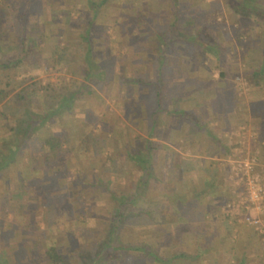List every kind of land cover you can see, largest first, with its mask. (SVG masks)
<instances>
[{"label":"rangeland","instance_id":"rangeland-1","mask_svg":"<svg viewBox=\"0 0 264 264\" xmlns=\"http://www.w3.org/2000/svg\"><path fill=\"white\" fill-rule=\"evenodd\" d=\"M10 1L13 5L18 4V0ZM60 1L59 4L55 5L54 0H37V12L26 15L27 34L29 37L33 35L39 38V52L35 58L37 61L33 63L26 62L23 66L24 71L18 73L16 77L18 81H23V85H29L31 82L36 83V85L32 84L30 89L35 86L41 87L53 83L55 88L60 90L59 96L55 97L53 90L47 92L45 89L40 88L32 92L28 89V93H31L28 95V105L25 106L23 99L16 95L17 91L15 92L12 86L8 87L6 85V76L0 71V89L10 91L5 97L0 94V147L3 145L4 149H8L9 143L13 141L21 123L25 128L29 118L28 114H31L35 119V123L41 121L50 103L53 102L56 106L64 95L78 89L84 83V69L87 66L85 55L88 43L86 41L80 43L79 38H82V33L87 31L86 23L93 13L90 9L84 8L80 15L72 0ZM127 1L133 2V0ZM161 1L170 3L169 0ZM194 3H199L201 6V12L197 16L200 17V22H196L197 17L192 16L194 21L186 23L189 28L187 27L188 29L185 31L189 32L192 28H200L206 23L210 24L216 38L214 42L217 44L213 47L222 54V61L218 58L214 61L211 58L210 55L214 54V49L210 48L211 50L209 52L205 51V54L208 63H210L209 65H213V68L228 71V76L221 79L224 80L222 83L230 87H237L241 95H247L249 87L253 88V91L250 92L251 95L254 94L255 97L256 95H262L263 93L259 92L257 87L255 88L248 83L246 77L251 66L259 64L258 61L264 54V22L254 17L239 20L228 6L227 0H186L180 5L178 11L184 14L185 11L181 9V6L184 8V6H191ZM123 12L126 22L134 23V13L129 14L128 9ZM147 16L149 17V15ZM114 17L115 14L107 11L101 13L99 20L106 27L95 32L100 38L105 37L108 41H106V45L102 42L92 46L95 48L92 49L96 51H93L95 54L93 57L94 62L98 66H102L106 73L98 71L99 69H96V72H100L104 80L100 82L98 80L93 81L94 93H85L77 97L72 102L70 111L64 109L61 118L56 115L57 122L53 124L47 122L40 127L43 128L46 134H55L61 131L62 121L70 123V128L67 130L71 134V151L68 155L61 157V165L57 168L58 170H56L52 181L45 179L49 182L50 189L53 188V196L51 195L52 197L48 199L52 207V213L47 212V205L43 203L45 201L42 194L45 193L43 190H40L41 193L28 192L27 195L25 194L21 198V201L10 202V196L5 193L7 187L0 185V252L6 249L8 253L13 252L18 248V243L24 238L33 237L37 239L39 237L43 242L44 238L50 235L57 242L66 243V246L63 247L64 250L81 247L85 242L86 232L90 234L92 231L103 232L105 230L110 214L117 205V200L110 194L114 190L132 196L140 193L135 203L136 207L147 210L153 216L152 221L140 225L137 223L134 225L135 228L131 226V229L126 230L125 235L130 240L141 242L147 239L162 253L173 254L177 251L199 255L202 253L201 241L203 237L201 233H193L194 228L201 229V204L182 205L186 209L178 212L176 209L178 202L181 203L185 199L183 197L175 198V200L165 202L167 192L170 189L167 190L165 187L160 189L157 186V184L159 185L157 178L163 180L167 177L168 180L172 181L177 178V174L174 172L176 165L191 152L188 148L181 151V148L186 145L191 146V143L182 144V141H179V144L182 145L177 146L176 139V143L174 141L172 144L177 150L176 148L166 149L164 142L165 124L160 128L159 122L157 134L151 135L150 129H148V121H146L149 113L147 110L152 111L149 107V105H152L149 102L150 97L144 94L142 99L146 101V104L138 107V103L134 101L136 92L134 91V84L131 85L127 79L141 76L144 79H152L156 83L161 82L158 87L162 88L167 86L163 85V83L165 84V76L157 79V75L152 73V65L150 60H147L150 57L149 54L146 58L143 55L137 56L136 59L133 58L134 53L138 52L140 47H137V44H134V39H132L134 29L132 27H121L116 23ZM140 18L144 20L141 16ZM154 18L156 21L158 20L157 16H154ZM160 19L161 21L163 19L162 22L165 23L163 26L166 29L168 24H166L165 17L163 16ZM7 22H9V19L6 20ZM145 27L150 32L147 25ZM36 29L39 32H34ZM156 29L159 34L165 33L166 38H169V31L162 30L160 27ZM192 33L198 35L195 30ZM173 34L180 35L183 34V31L174 30ZM199 39L201 41L200 37ZM15 40L16 37H8L4 40L0 48V60L18 57L19 50ZM173 43H168L166 46L162 43L161 46H164L163 48L168 52H172L174 48H180H176L177 45ZM216 44L213 43L212 45ZM141 45L143 44L141 43ZM198 50L204 52L201 47L190 43L188 53L191 54V57ZM42 57H46L48 60L44 61ZM190 60L192 61V58ZM157 62L156 59L153 60L154 64ZM170 62L177 63L181 61L174 59ZM153 68L156 69V67ZM218 77L220 78V75ZM125 85H128L129 89ZM165 87L162 88L163 102L174 100L175 93L171 87L167 86V91ZM163 108L164 110L158 115H166L167 105L164 104ZM136 110L139 113L133 114L132 112ZM188 130H186L187 133L193 132L195 129L193 131ZM169 132L170 134L173 133L171 130H168ZM42 136L43 134L39 133L27 142L23 148L26 153H23V157L18 158L22 162L18 166L22 167L23 164H30L29 161L32 156L39 157L36 152L38 148H41ZM83 138L85 141L82 140ZM144 139L151 141L156 149L149 153L152 157L149 164L153 175L142 182L141 179L145 174L141 168L132 164L126 153L145 152L142 148ZM241 145L242 143L239 142L236 144L235 156L237 159L235 160L252 157ZM113 146L123 150L120 151L121 156H114L113 159L106 160V165L111 166L109 172H100L101 170L97 165L95 171L82 172L79 166L92 162L93 155L101 156L99 163L102 164V158L111 155ZM3 151L0 149V153ZM33 152L35 153L33 154ZM83 152L88 155L86 156ZM89 156L92 157L88 158ZM234 161L231 167V176L229 174L233 187L231 188L230 197L222 204L221 210L227 217L228 223L232 225V230L239 228L241 224L253 226L243 220L244 210L240 211V214H227L225 208L226 203L236 199L237 194L245 186L241 175H237L233 168ZM257 165L258 160L256 170L264 180V171L258 168ZM18 166H16L17 169ZM170 166H172L171 169ZM17 169L14 173L18 176ZM40 171L42 177H44L45 172ZM91 172L93 175L90 174ZM181 178L183 177L179 179ZM188 178H186V181L191 184ZM98 179L106 182L109 187L108 192H103L100 196L96 194V189L92 186V183L98 182ZM70 181L73 182L72 185ZM141 182L146 186H141ZM8 189L9 192L10 190L14 191L15 187L10 188L8 186ZM165 189L167 192L164 193ZM82 193L85 195L83 211H87L86 214L81 213L82 210L76 206L77 203L74 199ZM182 194L184 193H179V197ZM157 199L160 200L158 204H156ZM250 212L256 214L253 209ZM167 216L174 217L173 223H167ZM254 228L261 234L260 238L264 242V234L256 227ZM223 229V231L228 230L226 226ZM223 238L226 241L230 237L224 236ZM45 247L46 242L43 245L41 243L38 249L44 251ZM16 259L19 261L18 258ZM201 260L200 257V261L198 263L194 262V264H203ZM224 261H226V258ZM220 262L223 263V261ZM136 264H140V262H136Z\"/></svg>","mask_w":264,"mask_h":264},{"label":"crops","instance_id":"crops-1","mask_svg":"<svg viewBox=\"0 0 264 264\" xmlns=\"http://www.w3.org/2000/svg\"><path fill=\"white\" fill-rule=\"evenodd\" d=\"M54 2L56 5L61 1L54 0ZM72 3L80 15L84 8L90 9L93 13L92 17L87 20V31L82 33V38H79L80 43L86 41L91 45V49H95L92 47L94 44L103 42L106 45L108 40L105 37L100 38L95 31L106 27L99 20L101 13L107 11L115 14L114 20L117 24L123 28L132 27L134 29L132 39H134V44L140 47L136 52L138 54L134 53L133 58L136 59L137 56L142 55L146 58L149 54L150 57L147 60H150L152 65V73L157 75V79L165 76L163 85L170 86L175 93L172 101L163 102L162 99V106L167 105L166 115H156V119L159 121L160 128L165 124L166 149L176 148L172 142L174 143L177 139V146L191 143V146L182 147L181 151L188 148L192 155L188 153L189 155L182 159L175 169L173 168L177 174L175 180H168L167 177L163 180L157 178L159 180L157 186L160 189L164 187L167 190L170 189L169 192L164 190V193L167 192L165 202L183 197L185 201H181V203L201 204V229L199 230L197 227L193 230V233H201L203 237L201 262L203 264H264V242L260 238L261 234L253 226L247 224H241L239 228L232 230V225L228 223L227 217L221 212L222 204L230 197L233 187L229 174L231 176L232 163L237 159L235 152L238 142L242 143L241 146L250 154L249 156L256 157L258 168L264 171V84L257 87L259 92L263 93L262 95H256V97L254 94L251 95L252 87L247 89V95H241L237 87H230L222 83L224 80H221V76L218 77L222 69H215L212 67L213 65H209L205 51L198 50L191 57V54L188 53L190 43L181 39L174 41L175 44H173L177 45L176 48H180H174L172 52L164 49V46H161L162 43L158 45L151 30L150 32L146 30L145 21L140 16H142L141 13H149L147 19L151 26L153 28L160 27L162 30L165 29L163 26L165 23L160 18L164 16L166 24H168L165 31H170L169 27L174 22V9L171 3L161 0H133V2H126V0H72ZM200 7L199 3H194L191 6H184V8L181 6V9L185 11L184 14L197 17L201 12ZM126 9L129 14L134 13V23L126 22L123 12H126ZM154 16H157V21ZM196 22H200V17L196 18ZM185 23H189V21H182L180 25L187 26ZM191 36L196 37L193 33ZM195 41H200L198 36ZM93 49L91 50L92 57L96 52ZM148 50H150L149 53ZM210 56L214 61L219 59L215 52ZM155 59L158 62L154 64L153 60ZM174 59L181 62L171 63L170 61ZM151 81L152 83L149 85L143 83L134 85V91H136L134 101L138 103V107L146 104V101L142 99L144 94L150 97L149 102L152 105L149 107L151 110L157 106L155 92L158 90L162 92V88L165 86L160 88L158 84L161 82L156 83L152 79ZM167 86L165 87L166 91ZM125 87L127 86L125 85ZM193 129L195 130L193 131ZM168 130L173 133H168ZM186 130L193 132L187 133ZM155 134L157 133L151 131V135ZM179 141H182V144H179ZM0 149L3 151L4 148ZM41 152L42 149L38 148L36 153L39 155ZM23 153L26 151L23 150L18 157H15L14 163L11 161L0 169V185L7 187L5 193L10 196V202L21 201L25 195L20 171L28 170L31 160L30 164L18 166L22 163L18 158L23 157ZM1 155L6 157L10 155V152L8 149H4L0 153V158ZM15 169H17L18 176L14 173ZM180 177L183 178L179 179ZM186 178L191 184L187 183ZM70 182L72 185L73 182ZM13 183L16 184L13 185ZM8 186L15 187V190H10V193ZM181 192L184 194L179 197ZM158 203L160 200L157 199L156 204ZM173 218V216H167V223H173ZM225 226L228 228L227 231H223ZM224 236H229V240L225 241ZM225 258L226 261H224Z\"/></svg>","mask_w":264,"mask_h":264},{"label":"trees","instance_id":"trees-1","mask_svg":"<svg viewBox=\"0 0 264 264\" xmlns=\"http://www.w3.org/2000/svg\"><path fill=\"white\" fill-rule=\"evenodd\" d=\"M169 1L174 7V22L169 27V38H166L165 33L159 34L157 29L151 26L147 19L148 14L141 13V17L144 18L145 24L149 27V31L151 30L154 38L157 40L158 45L163 43V45L166 46L168 43H173L175 40L181 39L201 47L203 51L209 52L211 49H214L213 51L215 52L216 56L222 61V54L213 47L217 46V44L214 42L216 38L214 36L215 34L212 27H210V24L206 23L200 28H192L191 31L186 32L185 30L188 28H186L187 26L185 25L182 27V25H180L181 22H186V20L193 22L194 19L191 15L183 13L181 14L177 10L183 2H186V0ZM36 4L37 0H18L17 5H13L10 0H0V48L5 39L8 37H16L15 42L19 50L17 58H4L0 60V71H2L6 76V85L8 87L12 86V89H15V92L17 91L16 95L23 99V104L25 106L28 105L27 99L29 98L28 95L31 93H28V89H30L32 84L36 85V83L31 82L29 85H23V81H18L16 77L18 73L24 71L23 66L26 64V62L33 63L37 61L35 58L39 52V38L33 35L30 37L28 36V25L25 19L26 15L37 12ZM227 4L237 15L239 20H242L243 18L254 17L264 22V0H227ZM7 19H9V22L6 23ZM36 30L34 32H39L38 29ZM174 30H179L180 32L183 31V34L175 35L173 34ZM193 30H195L196 33H198L197 36L201 38L200 43L195 41L197 36H191ZM213 43L216 45H212ZM90 46L91 45L88 44L85 55L87 66L84 69V83L78 89L70 91L64 95L56 106L53 102L50 103L49 108L44 113L41 121L35 123V119H33L31 114H28L29 118L25 128L21 123L17 129V134L14 135L13 141L9 143L8 151L10 152V155H7L6 157L4 155L2 157V154L0 158V169L3 168L4 165H8V163L11 161L14 163L16 159L15 157H18L19 154L22 153V150L27 142L37 134H43L41 154H39V157L36 155L32 156L30 159L31 165L28 170L24 171V169L22 170L20 168V170H22L20 173L22 175L23 190L25 191L26 195L28 192L41 193L40 190L45 192L42 193L45 200L43 203L47 205V212L49 211V213H52V207L48 199L53 196V188L50 189L49 182H47L45 179H50V181H52L56 170H58L57 168H59L61 165V157L68 155L71 151V134L67 130L70 128V123L62 121L63 127H61V131L56 132L55 134H46L43 128L40 127L44 126L47 122L52 124L57 122V119L55 118L56 115L61 118L63 115L62 113H64V109L70 111V106L77 97L85 93H94L95 89L92 86L93 81L98 80V82H100L104 80L101 76V73L96 72V69H99L98 71H101L102 73L105 71L102 66H98L94 62V59L91 55L92 53ZM43 60L46 61L48 58L44 57ZM258 62L259 64L251 66L249 74L246 77L248 83L253 87H259L264 84V54ZM220 76L222 79H225L228 76V71L225 69L221 70ZM127 81L131 85H135L137 83L149 85L152 83L151 80L144 79L141 76L130 77L127 79ZM128 87L129 86L127 85V89H129ZM40 88L45 89L47 92L53 90V95L55 97L59 96L60 90L55 88L53 83L41 87L35 86L30 89V91L35 92ZM0 92V94H3L4 97L10 93V91L7 89H0ZM162 96L163 94L160 90L155 92L157 106L154 107L152 111L147 110L149 113L146 121H148L149 128L148 126L147 128L150 129V133L151 131H157L159 121L156 119V115L164 110L162 106ZM132 113L137 114L139 112L136 110ZM82 140L85 141L84 138ZM120 140L123 141L122 139ZM2 146L0 148H2ZM112 148L111 155L102 158V164L99 163L101 156H89L88 158L92 157V162L85 163L83 165L84 167L82 165L79 166L81 167L82 172H87L88 170L95 171L96 165L101 170L100 172H109L111 166L106 165V160L113 159L114 156H121L120 151L123 150L122 148L115 146ZM142 148L145 152H127L126 154L134 166L142 169L145 176H143L141 180L142 182H145L146 179L151 178L153 175L151 166L149 164L152 157H150L149 153L153 149H156V146H154L153 143L148 139H144ZM83 153L86 156L88 155L85 152ZM86 156L85 158H87ZM40 170L45 172V176L43 173L44 177H42ZM90 174L93 175L92 172ZM142 182L141 186H146ZM92 184L94 189H96V194H99V196L100 194H103V192H108L109 190L107 183L101 179H98V182ZM110 194L117 200V205L114 211L110 214V219L108 220L105 230L103 232L92 231L90 234L86 232L85 242L81 247L77 249L69 248L64 250L63 247L66 246V243L57 242L51 235L47 238L45 237L43 242H41L39 237L37 239L28 237L21 240V242L18 243V248H16L13 252L8 253L7 251H1L0 264H136V262H140V264H187L186 262L198 263V261H200L201 255L199 254H193L186 251H179L173 254L164 252L162 253L160 252L159 248H157L147 239L142 240L141 242L130 240L128 236L125 235L126 230L131 229V226H134L137 223L140 225L144 224L145 222L147 223L152 221L153 216H151L150 212H147V210L136 207L135 203L138 200L140 193H136L132 196L130 194L120 193L113 190ZM78 195L79 196L74 198L77 203L76 206L82 210V214H86L87 211H83L85 195L84 193ZM182 205H185V203L178 202V206L176 207L178 212L184 211V209H186V207ZM135 227L136 226L133 228ZM45 242V250L40 251L38 247L41 245V243L43 245ZM16 258H18L19 261H17Z\"/></svg>","mask_w":264,"mask_h":264},{"label":"built area","instance_id":"built-area-1","mask_svg":"<svg viewBox=\"0 0 264 264\" xmlns=\"http://www.w3.org/2000/svg\"><path fill=\"white\" fill-rule=\"evenodd\" d=\"M256 157L235 160L233 168L240 174L245 186L237 198L226 203L227 214H240L244 210L243 220L264 234V180L256 170ZM254 210L256 214L251 213Z\"/></svg>","mask_w":264,"mask_h":264}]
</instances>
